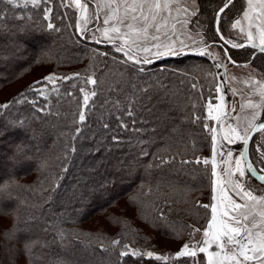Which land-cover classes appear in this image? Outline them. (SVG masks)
Here are the masks:
<instances>
[{
	"label": "trees",
	"instance_id": "obj_1",
	"mask_svg": "<svg viewBox=\"0 0 264 264\" xmlns=\"http://www.w3.org/2000/svg\"><path fill=\"white\" fill-rule=\"evenodd\" d=\"M200 2L214 41V17L224 0ZM235 4L236 0L226 14L235 10ZM43 7L53 9L50 20L44 19ZM0 9L5 17L0 21V88L39 63L60 78L81 74L56 81L59 97L47 82L38 86L50 93L47 100L28 93L40 77L0 101L11 104L28 93V103L0 108V264H206L199 254L164 262L147 256L120 257L119 246L100 249L120 239L129 251L174 254L141 247V241L151 244L157 234L181 236L198 225L202 210L195 207V194L207 193L210 173L205 177L203 164L195 160L207 157L209 134L203 118L211 88L203 77H211L213 62L186 52L133 64L113 43L87 42L85 35L74 31V13L64 0H49L36 10L5 4ZM49 22L59 30L48 29ZM250 50L229 48L228 55L236 64H248L258 56ZM88 76L99 78L98 88L85 83ZM81 87L98 91L96 103L85 110L84 123L78 120ZM136 98L140 103L129 116L127 105ZM193 103L195 114L202 117L196 124L191 122ZM183 160L192 163L182 165ZM99 213L107 217L104 224L81 226ZM4 216L11 218L5 228ZM106 228L114 233H106ZM58 230L65 234L63 243Z\"/></svg>",
	"mask_w": 264,
	"mask_h": 264
},
{
	"label": "snow or ice",
	"instance_id": "obj_2",
	"mask_svg": "<svg viewBox=\"0 0 264 264\" xmlns=\"http://www.w3.org/2000/svg\"><path fill=\"white\" fill-rule=\"evenodd\" d=\"M49 0H0V4H5L12 8H27L32 6L33 10L41 9L42 4L47 5ZM72 3L79 8L81 12V20H84L85 25L95 19L97 23L100 20V11H103V24L106 27L97 28L96 31L101 33L104 40L113 43L117 52H124L127 60L133 64H147L151 63L152 56L163 57L167 55L180 54L187 44L185 40L179 39L180 35H184L190 39L191 36L187 32V25L191 22V17L198 14L196 0H96L95 7L98 10L93 16H87L88 3L81 5V0H72ZM233 0H224L222 7L215 13L217 27L215 35L219 41H223L225 45L230 44L232 48H243L250 46L254 49H259L260 53L264 54V0H246L247 7L243 9L242 15L244 20L248 21V31L246 32L247 40L250 42L248 45L243 43H236L233 39L228 38L223 33L221 23V13H225L226 9L230 8ZM181 5H184L183 7ZM191 8V11H189ZM44 19L50 20L53 12L52 8L43 7ZM3 10L0 9V13ZM175 13V15H174ZM185 14L182 18L180 14ZM5 17L0 15V21ZM259 21V23H256ZM241 24L240 19H236L232 24V28H236ZM179 25V27H178ZM256 27L259 43L255 42V37L251 28ZM47 28L50 30H59L58 27L52 23H47ZM76 29L84 35L87 31L86 27H81L80 22L76 23ZM240 32L244 33L245 29L240 28ZM110 34H116L115 36ZM196 35H201L197 30ZM122 41L116 44V40ZM96 43L101 41L97 39ZM203 42V41H202ZM179 45V46H177ZM223 46V45H222ZM208 45L198 50L200 55H212L207 51ZM106 55V53H105ZM216 55H219L217 53ZM225 56L227 52L225 51ZM228 60L232 63L230 56ZM216 68L225 66L222 62L218 61L215 65ZM245 67L247 65H244ZM123 76V73L120 74ZM74 78H81L80 73H75L73 76H65L63 78L57 77L56 74H49L43 77L42 80L34 82L28 89V93L36 92L40 96L48 99L50 93L44 87H38L45 84V82L52 84V91L59 97L61 95L59 86L56 85L58 79L64 81ZM257 85L253 94L259 96V101L252 99L246 100L241 105V111L244 108L251 109L249 114L232 117L229 111H235V108L225 101V95L219 96V102L213 104V97L211 91L209 98L204 103V108L207 111V116L204 117L203 128L210 132L211 137V159L204 158L202 161L199 157L196 158L197 165L203 164V174L205 177L209 175V164L211 165L210 174L215 179L211 180V197L210 203L199 204L195 207L210 210V219L202 232V240L196 244L184 243L181 248L175 252L174 256L171 254L159 255L152 251L141 252L139 250H128V245L123 244L120 239H113L110 244L105 246L101 245V251H108V249L116 248L119 246V256L127 257L129 255L141 257L147 256L154 258L156 261L168 262L170 259L179 260L180 258H195L198 253L204 254L206 264H264V190L261 194H256L248 184V178H254L259 182H264V175L260 174L261 169L255 166L254 161L248 158L249 142L253 138L254 133L264 134V81H245ZM86 84L99 87V78L88 76ZM223 82H221L222 84ZM75 87V85H73ZM192 87L195 89L196 85ZM211 88V86H210ZM110 91H116L112 86L109 87ZM79 91L82 95V102L77 107L81 109L78 113V120L80 123L86 121L85 110L90 111L92 106L96 103L95 97L98 95L96 89L86 90L81 87ZM145 93L148 89L143 90ZM216 93L222 92L220 84L215 86ZM233 93L235 90L232 89ZM28 93H21L11 104L14 103H28ZM67 95L72 96L71 92ZM203 98L202 91L199 94ZM107 102V101H106ZM32 105H36V101H31ZM140 103V99L129 100L127 105V114L134 115L136 104ZM10 103L0 105V108H9ZM193 118L192 123H199L202 117L195 114L196 104H192ZM43 110V107H41ZM207 120L215 121L219 124V132L215 126L209 128ZM228 120H235L237 123H228L227 130H225V122ZM76 123V121H73ZM103 127L107 128L105 123ZM121 127L127 128L128 125L121 124ZM80 131L79 128L76 130ZM117 140V137H113ZM222 141H227L228 145L241 142L243 147L239 152V156L235 159V168L232 165L233 149L227 148V157L224 163L228 165L225 168L224 174L226 180L220 178L217 172V156H223V149L226 147L222 145ZM195 147V144H193ZM75 152V147H72ZM255 151L259 154V164L264 166V138L257 144ZM147 155V153H145ZM173 160L175 158H172ZM167 163V161H164ZM192 163L190 160H183L182 165ZM246 165V167H245ZM239 198L242 203L233 199V195ZM260 210L257 212L256 209ZM163 215V214H162ZM195 232L201 231L194 229ZM58 238L63 243L65 234L63 230H58ZM55 242V239L54 241ZM215 248V250H212ZM26 251H30L26 244ZM66 264V262H65Z\"/></svg>",
	"mask_w": 264,
	"mask_h": 264
},
{
	"label": "rangeland",
	"instance_id": "obj_3",
	"mask_svg": "<svg viewBox=\"0 0 264 264\" xmlns=\"http://www.w3.org/2000/svg\"><path fill=\"white\" fill-rule=\"evenodd\" d=\"M68 6L71 7V10L74 13V23H73V29L76 31L79 35H81L77 29H76V23L79 21L81 24V27H86L87 31L85 32V36L87 37V42H94L97 39H99L101 42L97 44H103V43H112L110 41L104 40V38L101 36V33L99 31H96L97 28H103L106 27L103 24V11H100V20L97 23L95 19H92L91 22L87 23L85 25L84 20H81V12L79 8H77L76 5L72 3V0H64ZM190 2V0H189ZM84 3H88V13L86 14L87 16H93L95 17L96 12L98 11L95 7L96 0H81V5ZM196 5L198 8V14L196 16L191 17V22L187 25V32L190 34L191 38L188 39L184 35H180L179 39L185 40V43L187 44V47L183 49V51L180 54H184L186 52L188 53H196L200 57L204 56L211 60L213 62V65H215L218 61L222 62L224 69H225V80L222 76L221 72V67L220 68H215L213 73L211 72V77H208V75H204V79L206 81L207 86H211V89L207 91L209 94L211 91L212 97H213V104L215 105L216 103L219 102V96L220 95H225V101L226 103H229L231 106L235 108V111H230V109L226 108V111H229L230 115L232 117L236 116H243L246 114H249L252 110L248 108H244L243 112L241 111V105L248 99H252L254 101H259V96L254 95V89L257 85L251 84V83H246L245 81L252 80V81H264V63L261 61L262 56L261 54H255L258 55L256 58L253 60V62L248 63V64H233L228 61V59L225 56V51L222 46L216 44L215 42L218 41V38L214 41H211L209 38V28L207 27V19L205 12L203 10L202 4L200 0H196ZM31 6V5H30ZM182 7L184 5H181ZM246 0H236V4L234 5V8L236 10H233L231 13H227L222 22H221V29L223 33L225 34L226 37L233 39L234 42L236 43H241L242 41L247 40L246 32L249 30L248 29V21L244 20L242 12L243 9L246 8ZM220 8V7H219ZM218 8V9H219ZM189 11H191V8H189ZM217 12V11H216ZM235 13V14H234ZM223 14V13H222ZM175 15V13H174ZM185 14L181 13L180 16L183 18ZM215 18V17H214ZM236 19L241 20V24L237 26L236 28H232V24L235 22ZM256 23H259V21H256ZM179 27V25H178ZM243 27L245 29L244 33L240 32V28ZM197 30L201 33V35H196ZM253 32V35L255 37V42L259 43V36L256 27H253L250 29ZM115 36L116 34H110ZM83 36V35H82ZM203 41V42H202ZM122 43L121 40L117 39L116 44ZM205 43L208 45L207 51L209 53H212V55H200L198 54V50L202 49L205 47ZM42 47L47 48L45 45H38ZM179 46V45H177ZM50 48V47H49ZM251 48V47H249ZM229 49V48H228ZM254 48H251L250 51H253ZM123 54L124 57V52H120ZM219 53V55H216ZM254 54V52H253ZM254 55V56H255ZM171 56V55H170ZM164 57V56H163ZM127 58V57H126ZM161 57H156L152 56V59H157ZM260 58V59H259ZM244 65H247L246 67ZM208 66H205V69L208 70ZM50 69L49 66L43 65V64H37L32 68L31 72H24L22 75H20L16 81L7 84L3 87L0 88V101L6 100L14 94L18 89H20L23 85H25L27 82L32 81L34 79L40 78V77H45L49 75V72H47ZM211 71V69L209 70ZM33 74V75H32ZM221 82H223L221 84ZM215 83V85H214ZM213 84V85H212ZM220 84L222 87V92L221 93H216L215 91V86ZM232 89L235 90V93L231 91ZM264 112H262L263 114ZM207 116V111L205 109V117ZM263 118V116H262ZM209 124V128L215 126L219 132V124H217L215 121L212 120H207ZM228 123H237L235 120H228L225 122V130H227V124ZM207 133L209 134V146L207 147V157L209 160L211 159V137H210V132L207 130ZM264 138V134L261 133H256L254 137L251 140L250 143V156L251 160L255 162V166L258 169H261V174L264 175V166H261L259 164V159H258V153L255 151L257 144L261 141V139ZM222 145L226 146L223 151L224 155L223 156H217V172L220 176L221 179L226 180L227 177L224 174V170L228 165L224 163L225 158L227 157V148L233 149V157H232V167L235 168V159L239 156V152L242 149V143L241 142H236L235 144L228 145L227 141H222ZM249 156V158H250ZM204 159V158H203ZM209 173L211 169V165L209 164ZM215 179L214 177H211V174L208 179V185L205 186V189L207 188V193L204 192H196L195 194V204L199 203V201L203 203H210V197H211V180ZM248 184L255 189L256 194H261V191L264 190V185L260 184L258 181H256L254 178H248ZM230 195H233V199H236L237 202L242 203V201L239 200L238 197H236L231 191H229ZM202 210V214L200 215V218L196 221L198 224L193 225V228L187 232L182 234L181 236L174 235L173 237H163L159 236V234L156 235V237H153L151 239V244H148L146 242L141 241V247L150 245V247L155 248L157 251L164 253V252H173V251H178L181 246L184 243H189V244H196L197 242L202 240V232L203 229L206 227L208 220L210 219V210H205L203 208H199ZM260 209L257 208L256 211L258 212ZM111 211V210H110ZM104 218H107L104 214H95L94 217H91L88 219L84 225H81L83 228L85 227H90V228H95L98 226L100 223L104 224ZM10 217L9 216H4L3 217V228L7 227L10 225ZM99 220V221H97ZM98 222V223H97ZM194 229H200L201 231L195 232ZM106 231V233H114L112 231V228H106L103 229ZM135 249V248H134ZM138 249V248H136ZM135 249V250H136ZM133 249H130V252ZM212 250H215L213 248ZM147 252V251H144ZM175 254V253H174ZM174 254H171L174 256ZM201 255L206 263V258L204 257V254L198 253ZM197 254V255H198ZM186 258V257H185Z\"/></svg>",
	"mask_w": 264,
	"mask_h": 264
},
{
	"label": "water",
	"instance_id": "obj_4",
	"mask_svg": "<svg viewBox=\"0 0 264 264\" xmlns=\"http://www.w3.org/2000/svg\"><path fill=\"white\" fill-rule=\"evenodd\" d=\"M234 1V0H233ZM223 5V4H222ZM222 5L220 6V7H222ZM219 10V9H218ZM217 10V11H218ZM221 15H222V13H221ZM213 25H214V31H215V29H216V27H217V23H216V19L214 18V22H213ZM216 44H218V45H220V46H222L223 47V49H224V51H226L227 52V56H229L228 55V48H232L231 47V45L230 44H227V45H225L224 44V42L223 41H216L215 42ZM241 43H243V44H245V45H248L250 42L248 41V40H245V41H242ZM246 47H250V46H246ZM252 48V47H251ZM255 54H262V53H260V51H259V49L257 48V49H254V54H253V56L255 55ZM264 55V54H263ZM171 56H175V55H171ZM227 56H226V58H227ZM167 57H170V55H167V56H164V57H161V58H167ZM228 59V58H227ZM232 60V59H231ZM229 61V60H228ZM233 61V60H232ZM230 62V61H229ZM230 63H232V62H230ZM233 64H236V63H233ZM221 72H222V76H223V78H224V80H225V78H226V76H225V69H224V67L222 66L221 67ZM256 133H254L253 134V137H254V135H255ZM250 143H251V141L249 142V146L248 147H250ZM242 147H243V145H242ZM248 158H249V152H248ZM249 160H250V158H249ZM251 161V160H250ZM245 167H246V165H245ZM261 174V173H260ZM256 180V179H255ZM257 181V180H256ZM259 182V181H258ZM260 184H263L264 185V182H259Z\"/></svg>",
	"mask_w": 264,
	"mask_h": 264
}]
</instances>
